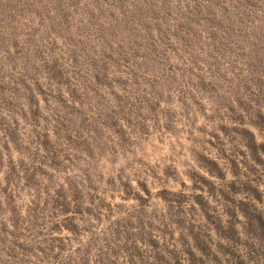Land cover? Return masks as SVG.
Instances as JSON below:
<instances>
[{
    "label": "rangeland",
    "instance_id": "1",
    "mask_svg": "<svg viewBox=\"0 0 264 264\" xmlns=\"http://www.w3.org/2000/svg\"><path fill=\"white\" fill-rule=\"evenodd\" d=\"M0 264H264V0H0Z\"/></svg>",
    "mask_w": 264,
    "mask_h": 264
}]
</instances>
